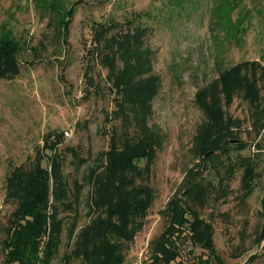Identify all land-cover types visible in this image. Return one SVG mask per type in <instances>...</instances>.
I'll return each mask as SVG.
<instances>
[{"label":"rangeland","instance_id":"374dc122","mask_svg":"<svg viewBox=\"0 0 264 264\" xmlns=\"http://www.w3.org/2000/svg\"><path fill=\"white\" fill-rule=\"evenodd\" d=\"M77 1L0 0V36L8 31L20 45L19 74L0 80V245L16 208L5 199L6 179L14 167H31L46 133H62L58 151L68 193L75 182L84 184L72 211H58L62 229L51 264H64L78 232L96 215L86 177L90 168L102 170L110 138L121 149L139 137L136 123L114 114L108 70L93 50V27L111 23L119 27L107 37L138 26L148 30L143 48L151 52L150 71L143 77L158 80L146 124L160 146L148 169L147 162L137 163L142 177L136 178V185L152 189L153 201L122 264L150 262L174 198L189 220L196 216L213 230L212 254L194 246L187 230L174 234L179 264H264V130L252 128V108L241 93L222 106L238 121L229 144L244 149L230 146L228 155L204 160L195 138L207 122L197 92L241 62L264 67V0H81L65 36L58 22ZM87 66L97 91L86 82ZM259 87L264 107V79ZM69 264L86 262L73 258Z\"/></svg>","mask_w":264,"mask_h":264},{"label":"trees","instance_id":"16d2710c","mask_svg":"<svg viewBox=\"0 0 264 264\" xmlns=\"http://www.w3.org/2000/svg\"><path fill=\"white\" fill-rule=\"evenodd\" d=\"M80 2L66 10L58 22V30L65 36L74 8ZM117 27L111 23L96 24L93 27V50L100 64L108 70L106 80L116 96L114 114L126 123H136L139 137L134 142L124 141L119 149L112 136L109 149L103 154L102 170L100 167L89 169L86 183L91 186L90 210L96 215L78 232L74 248L69 256H65L64 264H69L73 258L82 259L86 264H122L124 249L142 229L153 201L151 188L136 185V178L142 177L138 176L137 163L147 162L144 170L148 169L156 148L160 146L159 135L146 124L150 102L158 91L156 77H143L150 71L151 52L143 48V38L148 30L138 26L124 34L120 32L107 37ZM19 54L20 45L11 33L5 31L0 36V80L19 74ZM118 61L121 62L120 68L117 67ZM89 72L87 66L86 82L97 91L98 86ZM262 79L264 67L258 62L245 61L223 71L216 80L197 92L195 102L207 119L195 137L197 151L204 160H212L217 152L228 155L230 146L235 150L245 148L243 143L229 144L228 139L238 121L227 118L222 110L223 105L232 104L238 93L252 108V128L259 132L264 130V107L259 87ZM61 139L62 133H46L31 167H14L6 179L5 199L14 202L16 208L8 221L7 237L0 245V264H51L56 255L62 229L58 211H72L84 185L75 182L73 194L68 193L58 151ZM211 151L214 153L205 158ZM245 172L246 178L250 171ZM193 186L187 195L192 193ZM187 211L179 199L174 198L168 203L169 223L154 243L148 264H179L171 238L185 230L194 246L211 254L214 252L211 225L196 216L189 220Z\"/></svg>","mask_w":264,"mask_h":264},{"label":"water","instance_id":"95a60500","mask_svg":"<svg viewBox=\"0 0 264 264\" xmlns=\"http://www.w3.org/2000/svg\"><path fill=\"white\" fill-rule=\"evenodd\" d=\"M237 141H232L231 143H236ZM212 154V152H209V153H207L206 155H205V157L207 158V157H209L210 155Z\"/></svg>","mask_w":264,"mask_h":264},{"label":"built area","instance_id":"2783aa9c","mask_svg":"<svg viewBox=\"0 0 264 264\" xmlns=\"http://www.w3.org/2000/svg\"><path fill=\"white\" fill-rule=\"evenodd\" d=\"M65 134V136H68V134L67 133H64Z\"/></svg>","mask_w":264,"mask_h":264}]
</instances>
